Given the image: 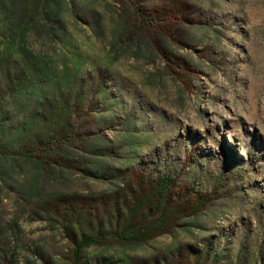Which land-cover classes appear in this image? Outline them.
<instances>
[{"label": "rangeland", "instance_id": "1", "mask_svg": "<svg viewBox=\"0 0 264 264\" xmlns=\"http://www.w3.org/2000/svg\"><path fill=\"white\" fill-rule=\"evenodd\" d=\"M62 100L53 165L0 166V264H72L47 208L102 212L162 178L204 205L79 264H264V0H0V125Z\"/></svg>", "mask_w": 264, "mask_h": 264}, {"label": "trees", "instance_id": "2", "mask_svg": "<svg viewBox=\"0 0 264 264\" xmlns=\"http://www.w3.org/2000/svg\"><path fill=\"white\" fill-rule=\"evenodd\" d=\"M55 103L48 112L41 109L40 114L24 119L12 129L0 125V166L19 160L31 165H53L54 160L40 153L50 150V146L55 148L54 142H62L74 132L69 121L71 106L64 100ZM171 185L170 178L142 180L136 194L130 198L118 196L102 212L84 214L68 201L47 208L48 213L61 215L65 234L74 244L72 264H79L83 250L91 246L141 243L168 233L180 218L196 214L204 205L198 200L192 207L181 209L168 196ZM192 264L199 261L194 259Z\"/></svg>", "mask_w": 264, "mask_h": 264}]
</instances>
